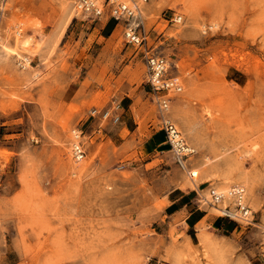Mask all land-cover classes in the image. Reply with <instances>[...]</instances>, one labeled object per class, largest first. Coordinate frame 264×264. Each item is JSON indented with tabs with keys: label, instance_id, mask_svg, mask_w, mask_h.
Here are the masks:
<instances>
[{
	"label": "rangeland",
	"instance_id": "1",
	"mask_svg": "<svg viewBox=\"0 0 264 264\" xmlns=\"http://www.w3.org/2000/svg\"><path fill=\"white\" fill-rule=\"evenodd\" d=\"M94 1L0 0V264H264V0H135L144 46ZM143 48L180 82L160 95L184 165ZM226 183L258 226L209 202Z\"/></svg>",
	"mask_w": 264,
	"mask_h": 264
},
{
	"label": "built area",
	"instance_id": "2",
	"mask_svg": "<svg viewBox=\"0 0 264 264\" xmlns=\"http://www.w3.org/2000/svg\"><path fill=\"white\" fill-rule=\"evenodd\" d=\"M141 1L145 2L147 0ZM104 3L108 6V11L111 15L116 18L125 19L127 27L124 32V37L126 42L136 46L146 45L147 32L142 24V19L140 17V4L138 1L130 0L129 3H125L122 0H106ZM78 5L82 11L91 12L95 15H100L103 12V9L97 6L92 0H79ZM170 20L172 22H179L181 20V15L173 12ZM143 52L146 66V82L154 92V97L156 98L161 115V130L165 135L166 142L173 156L178 163L184 165V160L187 159L189 155L194 153V148L187 143L176 125L164 117V110L167 109L169 98L160 95L165 91H179L181 89L180 82L177 77L167 75V61L162 55H158L145 48H143ZM74 135H76L75 137H78L77 133ZM71 151L76 160H80L85 156L84 146L78 139H75L72 142ZM231 195L235 208L229 209L226 206L220 208L222 216L239 221L244 225L258 226L253 219L252 212L248 204H242L240 201V196L243 195V189L239 186H234L231 188ZM220 199L221 197H219L218 194L211 189L209 202L218 203ZM261 233L264 234V226H261Z\"/></svg>",
	"mask_w": 264,
	"mask_h": 264
},
{
	"label": "bare ground",
	"instance_id": "3",
	"mask_svg": "<svg viewBox=\"0 0 264 264\" xmlns=\"http://www.w3.org/2000/svg\"><path fill=\"white\" fill-rule=\"evenodd\" d=\"M94 1V0H93ZM123 2H125V3H129L130 1L129 0H122ZM95 2V1H94ZM138 3H139V1H138ZM79 4V3H78ZM96 4V3H95ZM79 6V5H78ZM4 47V45H2V43H1V47ZM24 60H25V62L23 63L22 62V66L23 67H26L27 66V64L29 63L28 62V58L27 57H24ZM168 107V106H167ZM75 133V132H74ZM76 135H74V137H75ZM74 139V138H73ZM76 139H77V137H76ZM72 143V142H71ZM75 145H76V143H75ZM73 156V155H72ZM74 160H76V159H74ZM77 161V160H76ZM202 169V166L200 167H196V168H194L193 170H190V173H191V175H194V176H197L198 175V172H199V170H201ZM226 182V181H225ZM224 187H221V189H220V191H218V190H213L214 192H216V194H218V196L219 197H221V199L218 201V203L219 202H221V201H223L224 200V198H228V197H230V198H232L231 196V188H232V186H228L227 187V183H226V186L225 185H223ZM237 186V185H236ZM234 187V186H233ZM242 189H243V187H241ZM242 196V197H241ZM240 196V201H241V203L242 204H244V203H247L246 202V198H245V193H244V190H243V195H241ZM217 205H215V209H218V207H216ZM219 206V205H218ZM261 227V226H260Z\"/></svg>",
	"mask_w": 264,
	"mask_h": 264
}]
</instances>
